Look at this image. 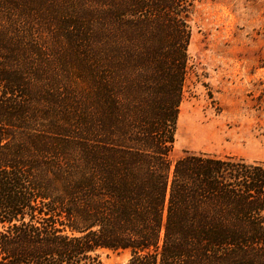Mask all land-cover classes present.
<instances>
[{"label": "trees", "instance_id": "trees-1", "mask_svg": "<svg viewBox=\"0 0 264 264\" xmlns=\"http://www.w3.org/2000/svg\"><path fill=\"white\" fill-rule=\"evenodd\" d=\"M38 1L0 0V264H264V161L171 157L192 1Z\"/></svg>", "mask_w": 264, "mask_h": 264}, {"label": "rangeland", "instance_id": "rangeland-1", "mask_svg": "<svg viewBox=\"0 0 264 264\" xmlns=\"http://www.w3.org/2000/svg\"><path fill=\"white\" fill-rule=\"evenodd\" d=\"M45 1L38 10L50 15ZM191 1L190 70L171 157L194 151L264 161V0ZM129 256L102 252L104 264Z\"/></svg>", "mask_w": 264, "mask_h": 264}]
</instances>
